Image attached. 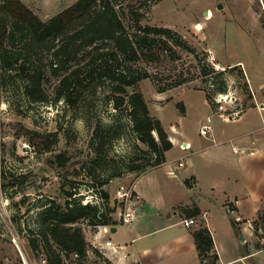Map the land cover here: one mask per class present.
Here are the masks:
<instances>
[{"label": "rangeland", "instance_id": "374dc122", "mask_svg": "<svg viewBox=\"0 0 264 264\" xmlns=\"http://www.w3.org/2000/svg\"><path fill=\"white\" fill-rule=\"evenodd\" d=\"M20 1L47 20L77 0ZM122 2L135 4L144 12L149 5L141 24L170 28L174 40L194 49L195 55L181 52L170 41L180 59L163 67L145 65L155 82L148 78L138 83L149 115L160 120L168 140L169 134L187 139L193 150L212 144L211 138L226 140L221 144L234 156L243 155L233 153L232 147L245 150L264 129V116L258 114L264 108V0ZM198 24L200 30L195 28ZM14 49L21 52V43L15 42ZM41 56L47 102H29L16 75L7 79L5 87L0 84V264H36L43 257L30 248L28 240L38 229L37 212L47 203L63 205L68 199L96 205L106 212L110 223L125 230L121 215L127 209L136 212L143 204L141 196L136 197V184L139 182L140 190L149 189L150 178L165 172L141 179L159 166L150 167L149 149L132 131L128 110L113 108L106 84L74 86L69 100L54 101L58 79L49 72L47 52L42 51ZM202 70L210 73L203 75ZM179 74L189 81L157 91L156 83L160 87L172 84ZM204 124L210 127L207 135L200 134ZM240 135L246 137L245 142H237ZM38 137L48 139L39 143ZM180 154L176 146L171 155ZM132 166L141 169L131 172ZM100 190L108 194L107 202L100 198ZM145 195L152 196L155 206L152 214L145 213L140 220L147 218L150 227H157L163 220L157 215L171 211L176 201L161 192ZM173 209L179 210L177 206ZM225 220L231 223L227 217ZM76 225L90 248L82 258L69 257L67 264H124L125 259L119 261L122 255L112 257L100 249L98 242L103 238L98 233L105 226L87 221ZM220 226L224 237L226 225ZM259 234H264V228ZM248 244L250 251H258L255 262L252 258L248 263L264 264V239L254 234Z\"/></svg>", "mask_w": 264, "mask_h": 264}, {"label": "trees", "instance_id": "16d2710c", "mask_svg": "<svg viewBox=\"0 0 264 264\" xmlns=\"http://www.w3.org/2000/svg\"><path fill=\"white\" fill-rule=\"evenodd\" d=\"M146 8L144 12L135 4L124 5L122 0H77L51 18L41 20L20 0H0V84L5 87L7 79L16 75L22 95L29 102H47L42 88L45 72L41 56L42 51L47 52L49 72L58 79L53 100H69L74 86L106 84L113 108L128 110L132 131L149 149L153 158L150 167L160 166L172 143L160 120L149 115L138 83L148 78L155 82L145 65L154 63L163 67L180 59L170 41L181 52H195L186 42L174 40L170 28L141 24L149 5ZM15 42L21 43V52L14 49ZM210 72L202 70L203 75ZM188 81L179 74L172 84L160 87L156 83V89L164 92ZM128 88L132 91L128 92ZM47 139L37 138L39 143ZM140 169L132 166L128 170ZM99 194L107 202L108 194L103 190ZM183 210L188 217L200 215L197 208ZM80 221L93 226L116 224L110 223L106 212L96 205L68 199L63 205L51 202L37 212L38 229L28 244L37 255H43L47 264H67L74 254L82 258L90 247L82 229L76 225ZM252 223L256 237L264 239V234H259L260 228H264V203ZM192 237L202 264H217L213 239L203 221L192 230Z\"/></svg>", "mask_w": 264, "mask_h": 264}, {"label": "crops", "instance_id": "0c3cea01", "mask_svg": "<svg viewBox=\"0 0 264 264\" xmlns=\"http://www.w3.org/2000/svg\"><path fill=\"white\" fill-rule=\"evenodd\" d=\"M258 114L264 116V108ZM169 137L172 148L165 153V161L141 179L157 171L165 172L150 178L151 185L146 191L140 190L139 182L136 184L134 189L143 199L142 207L134 213L132 221L125 224V230L116 225L106 227L107 232L100 229L98 235L103 240L99 245L111 241L115 246L124 247L123 253L127 255L124 264H202L192 237L195 226L185 228L181 224L182 219L188 218L183 209L197 208L200 215L207 213L201 220L211 233L217 264H249L252 258L254 261L258 251H250L248 243L254 236L252 222L264 203V129L246 146V153L243 148L232 147V152L233 148L244 150L240 156H234L225 148L226 140L221 144L211 138L212 144L193 150L189 140H179L171 134ZM231 139L227 140L231 142ZM245 139L240 135L237 142H245ZM184 143L190 147L181 149ZM176 146L182 154L173 156ZM176 166L179 168L175 175H170L169 171ZM149 191L164 193L176 201L171 211L157 215L163 219L162 224L153 228L147 218L140 220L145 213L152 214L155 206L151 203L152 196L145 195ZM175 206L178 211L173 209ZM228 208L233 213L226 212ZM225 217L231 223L226 224ZM220 223L226 225L224 237ZM227 239H230L228 244Z\"/></svg>", "mask_w": 264, "mask_h": 264}, {"label": "built area", "instance_id": "2783aa9c", "mask_svg": "<svg viewBox=\"0 0 264 264\" xmlns=\"http://www.w3.org/2000/svg\"><path fill=\"white\" fill-rule=\"evenodd\" d=\"M207 122H209V120H207ZM209 131H210L209 125L208 124H204V125H202V127L200 129V134L201 135H207ZM180 148L181 149H187V148H189V145L186 144V146H184V145L181 144ZM233 152L235 154H238V153H243L244 150H239L237 148H233ZM178 168H179V166L174 167L173 170L169 171V174L174 176L175 173H176L175 171ZM136 195H137L136 197L138 198L139 197L138 194H136ZM226 212L233 213V210L231 208H228L226 210ZM134 213H135L134 211L130 212L129 209L124 211V213L121 215V222L123 224H128L131 221V219L134 217ZM206 214L207 213L204 212L203 214L199 215L198 217L184 218V219L181 220V224L185 228H189V227H192V226H198L199 222L202 221L201 219L205 218ZM103 231L107 232L106 226L103 227ZM99 247H100V249H105L107 251V254L111 255L112 257L113 256L116 257L118 254L122 255L121 258L119 257V261H121L122 258L125 259L127 257V255L123 253L124 247L115 246L111 241H106L103 245H100ZM72 256L74 257V259L78 258V256L76 254H74ZM36 264H47V261H46V259L44 257H40L37 260Z\"/></svg>", "mask_w": 264, "mask_h": 264}, {"label": "bare ground", "instance_id": "6f19581e", "mask_svg": "<svg viewBox=\"0 0 264 264\" xmlns=\"http://www.w3.org/2000/svg\"><path fill=\"white\" fill-rule=\"evenodd\" d=\"M195 28L200 30L202 28V26H201V24H198V25H196Z\"/></svg>", "mask_w": 264, "mask_h": 264}, {"label": "water", "instance_id": "95a60500", "mask_svg": "<svg viewBox=\"0 0 264 264\" xmlns=\"http://www.w3.org/2000/svg\"><path fill=\"white\" fill-rule=\"evenodd\" d=\"M204 15H206V12H204ZM241 240H243V237L241 236Z\"/></svg>", "mask_w": 264, "mask_h": 264}]
</instances>
